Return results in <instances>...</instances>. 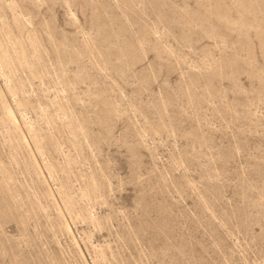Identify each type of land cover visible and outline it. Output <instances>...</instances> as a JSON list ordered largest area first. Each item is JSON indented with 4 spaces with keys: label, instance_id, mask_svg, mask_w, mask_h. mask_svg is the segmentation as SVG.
I'll return each instance as SVG.
<instances>
[{
    "label": "rangeland",
    "instance_id": "1",
    "mask_svg": "<svg viewBox=\"0 0 264 264\" xmlns=\"http://www.w3.org/2000/svg\"><path fill=\"white\" fill-rule=\"evenodd\" d=\"M0 264H264V0H0Z\"/></svg>",
    "mask_w": 264,
    "mask_h": 264
}]
</instances>
